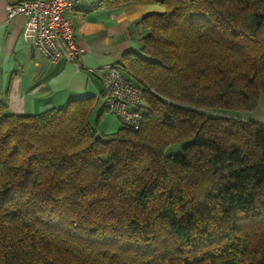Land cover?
Returning a JSON list of instances; mask_svg holds the SVG:
<instances>
[{
    "label": "trees",
    "instance_id": "trees-1",
    "mask_svg": "<svg viewBox=\"0 0 264 264\" xmlns=\"http://www.w3.org/2000/svg\"><path fill=\"white\" fill-rule=\"evenodd\" d=\"M100 1L164 7L122 55L140 127L0 99V264H264V123L226 114L264 98V0Z\"/></svg>",
    "mask_w": 264,
    "mask_h": 264
},
{
    "label": "crops",
    "instance_id": "crops-1",
    "mask_svg": "<svg viewBox=\"0 0 264 264\" xmlns=\"http://www.w3.org/2000/svg\"><path fill=\"white\" fill-rule=\"evenodd\" d=\"M30 0H0V99L17 115H34L64 106L71 99L98 96L107 67L122 63L127 51L140 52L146 31L140 19L146 13L162 11L154 3H123L107 9L100 0H79L67 13L79 48L74 61L64 57L50 61L35 46L36 29L17 15L7 18L5 6ZM91 125L104 134L116 132L117 119L99 100ZM95 107V108H96ZM256 120L264 123V98H260Z\"/></svg>",
    "mask_w": 264,
    "mask_h": 264
},
{
    "label": "built area",
    "instance_id": "built-area-1",
    "mask_svg": "<svg viewBox=\"0 0 264 264\" xmlns=\"http://www.w3.org/2000/svg\"><path fill=\"white\" fill-rule=\"evenodd\" d=\"M79 0H30L7 4V18L21 15L25 24L36 29L35 46L50 61L64 57L74 61L79 48L67 13ZM152 92V90H150ZM98 100L102 108L113 114L120 128L138 129L142 120L144 89L121 63H112L101 81Z\"/></svg>",
    "mask_w": 264,
    "mask_h": 264
},
{
    "label": "rangeland",
    "instance_id": "rangeland-1",
    "mask_svg": "<svg viewBox=\"0 0 264 264\" xmlns=\"http://www.w3.org/2000/svg\"><path fill=\"white\" fill-rule=\"evenodd\" d=\"M154 5L158 8H161L164 9V7L160 4V3H154ZM257 108V107H256ZM98 110V107H96L94 109L93 112H96ZM256 111H258V113L260 114L262 111L259 109H255ZM226 114L227 113H230L231 115H235L236 117H239V118H242V119H250V120H256V114L255 112L256 111H253V112H244V113H241V112H237V111H232V110H226ZM225 112V111H224ZM220 115H223V112H218ZM110 115H112L113 117H115L113 114L109 113ZM225 114V113H224ZM228 115V114H227ZM116 118V117H115ZM185 142H177V143H173L171 144L169 147H167L166 149V153L167 154H171V153H176L178 151H180L181 149V146L184 144Z\"/></svg>",
    "mask_w": 264,
    "mask_h": 264
},
{
    "label": "water",
    "instance_id": "water-1",
    "mask_svg": "<svg viewBox=\"0 0 264 264\" xmlns=\"http://www.w3.org/2000/svg\"><path fill=\"white\" fill-rule=\"evenodd\" d=\"M97 137L100 138V134H97Z\"/></svg>",
    "mask_w": 264,
    "mask_h": 264
}]
</instances>
